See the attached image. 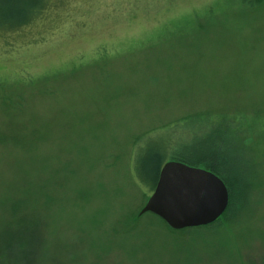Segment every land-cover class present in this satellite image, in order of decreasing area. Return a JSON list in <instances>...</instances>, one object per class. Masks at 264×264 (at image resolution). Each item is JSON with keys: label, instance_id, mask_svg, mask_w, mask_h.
<instances>
[{"label": "rangeland", "instance_id": "rangeland-1", "mask_svg": "<svg viewBox=\"0 0 264 264\" xmlns=\"http://www.w3.org/2000/svg\"><path fill=\"white\" fill-rule=\"evenodd\" d=\"M163 142L214 158L235 210L140 214ZM20 221L27 264H264V0H50L0 27V264Z\"/></svg>", "mask_w": 264, "mask_h": 264}, {"label": "water", "instance_id": "water-1", "mask_svg": "<svg viewBox=\"0 0 264 264\" xmlns=\"http://www.w3.org/2000/svg\"><path fill=\"white\" fill-rule=\"evenodd\" d=\"M229 193L214 172L178 160L166 161L140 214L152 212L171 228L207 225L226 210Z\"/></svg>", "mask_w": 264, "mask_h": 264}, {"label": "trees", "instance_id": "trees-1", "mask_svg": "<svg viewBox=\"0 0 264 264\" xmlns=\"http://www.w3.org/2000/svg\"><path fill=\"white\" fill-rule=\"evenodd\" d=\"M43 1L44 0H0V15H1L0 27H6L9 29V28H14V27L16 28V27H21V26L26 25L27 23H29L31 16L33 15L34 12H37L38 10H40L41 7L45 5V3L46 5L50 3V0H45L44 2ZM9 20H16V22L14 23L10 22L9 24ZM163 144L164 142L162 144L158 143V145L155 144L152 150H147V149L142 150L141 149L140 155H142V158L140 159L137 158L136 162L133 165V171H134L133 173L136 179L141 184H145L151 189H154L156 182L158 180V177H159L160 169L162 165L165 163V161L167 160V159L165 160L167 153L164 149ZM176 154L175 155L168 154V156H170V159L182 161L185 163L186 161L188 162L189 160L191 161V159L189 158L191 156L184 154L183 150L182 152H176ZM212 159L214 160V158ZM195 160L197 162L204 161L203 159H200V158H196ZM213 160L209 161V170H211L212 172L217 174L219 177H221L224 180V182L227 184L237 182L235 178L232 181L230 179V180H227L226 182V180L222 177L220 173V169L216 168V165ZM237 202H238V199L234 198V195H231L225 212L214 222L218 221L223 216L226 217V213L229 210H235V208L238 206ZM20 223L23 224L22 226H20V229H18V231L20 230V232H15V235L10 233L11 235L8 238H10L9 241L11 242L12 245L14 244L13 241L18 242L16 237L21 238L19 239L20 246H22L21 248L24 249V252L21 249L22 252H19L18 255L15 257V259L16 261H18V264H27L29 261L28 260L29 257L27 258V256L28 254H30V250L26 251V249L27 248L29 249V246L31 245V242L33 240V233L31 231V227H29L30 229L28 228V226L30 225H27L23 223L22 221H20ZM10 260L11 258L5 257L3 259V264H9Z\"/></svg>", "mask_w": 264, "mask_h": 264}]
</instances>
